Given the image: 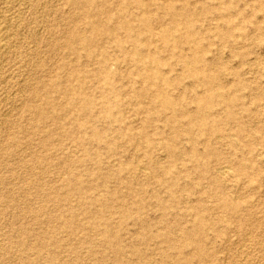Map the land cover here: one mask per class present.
Here are the masks:
<instances>
[{
	"label": "rangeland",
	"instance_id": "1",
	"mask_svg": "<svg viewBox=\"0 0 264 264\" xmlns=\"http://www.w3.org/2000/svg\"><path fill=\"white\" fill-rule=\"evenodd\" d=\"M30 1L0 4V264H264V0Z\"/></svg>",
	"mask_w": 264,
	"mask_h": 264
},
{
	"label": "bare ground",
	"instance_id": "2",
	"mask_svg": "<svg viewBox=\"0 0 264 264\" xmlns=\"http://www.w3.org/2000/svg\"><path fill=\"white\" fill-rule=\"evenodd\" d=\"M2 0H0V4H2V2L5 4V6H10L11 7V5H13L14 6V8H15V6H16V4L17 5H19V4H22V2H26L27 0H3L2 2H1ZM31 1L29 0V3H30ZM27 3V2H26ZM28 3V4H29ZM24 4V3H23ZM22 4V5H23ZM74 4L76 5V6H78V7H80V6H82V7H84V6H87L88 4H91V0H84L83 2H79L78 0H74ZM43 5V4H42ZM1 6V5H0ZM4 6V5H3ZM20 6V5H19ZM26 6V5H25ZM24 5H23V7H25ZM30 6V5H29ZM7 8H9V7H6V9ZM12 8V7H11ZM10 8V9H11ZM19 8V7H18ZM3 9H5V8H1L0 7V56H3V54L4 53H6V55H7V52H5L6 51V47H7V43H5L6 41H5V39L7 38V39H9V35L12 33V31H11V33L9 34L8 33V30L10 29V28H8V24H9V22H8V24H7V20H8V18H10V17H7L8 15H6V11H4ZM10 9H8V10H10ZM17 9V7L15 8V10ZM20 9H22L21 8V6H20ZM18 10V9H17ZM19 11V10H18ZM17 11V13H19ZM7 12H9V11H7ZM10 12H14L13 10L12 11H10ZM9 12V13H10ZM23 12V11H22ZM9 13H7V14H9ZM33 13V12H32ZM13 14V13H12ZM20 14H21V12H20ZM30 14V13H29ZM14 15V14H13ZM9 16H12V15H9ZM18 16V15H17ZM22 16V15H21ZM16 17V16H15ZM19 19V18H18ZM10 20V19H9ZM17 20V19H16ZM15 20V21H16ZM19 22V21H18ZM19 24V23H18ZM21 24V23H20ZM28 24V23H27ZM12 24H10V26H11ZM9 26V27H10ZM13 26V25H12ZM14 28V27H13ZM12 28V29H13ZM14 29H16V28H14ZM92 29L93 30H95V31H97L98 29H99V24H96V23H94L93 25H92ZM14 33V32H13ZM19 34H21V32L19 33ZM18 34V35H19ZM75 35V33H73V36ZM10 37H12L11 35H10ZM17 39V38H16ZM10 40V39H9ZM10 42H11V40H10ZM86 45L87 46H90L91 44H89L88 42L86 43ZM13 46V45H12ZM9 49V48H8ZM5 55V56H6ZM4 56V57H5ZM2 58V57H1ZM1 60V59H0ZM3 60V59H2ZM1 60V61H2ZM4 60H5V58H4ZM1 61H0V64H1ZM28 61V60H27ZM3 64V63H2ZM1 67H2V65H0ZM0 67V68H1ZM1 70V69H0ZM1 77V76H0ZM210 80H212V77H209V79L207 80V81H205V84H206V93L201 97V101H202V103H203V105L204 106H209V101H207V98H208V96H209V93H211V90H212V85H211V82H210ZM41 86H43V85H41ZM27 87V86H26ZM78 88L80 89V86H78ZM53 90H58V91H61L62 89H61V87H57V86H54L53 87ZM49 91H52L51 89L50 90H48V92ZM35 92V91H34ZM159 95H161L162 94V92H160V93H158ZM207 95V96H206ZM45 100H46V103H48L49 101V98L46 96V98H45ZM223 102H224V104L226 105V114L228 115V116H233V109H232V107H233V104H234V102H235V98L234 97H230V98H228V99H226V100H223ZM88 104H89V100H83L82 102H81V106H82V108L84 109H87L88 108ZM172 105L173 104H168L167 102H166V104L165 105H160L162 108H172ZM32 110H34V111H36V113H37V118H39V120H43V119H45L46 118V116H47V114L44 112V111H41L40 109H38L37 107H33L32 108ZM205 110V109H204ZM67 114V113H66ZM178 117H180V115L178 114V113H174V115H173V118H178ZM187 117H189L190 119H197L198 121H199V124H202L203 122H204V120H205V117H204V112H203V109L201 108V109H199L196 113H194V114H192V115H188ZM75 120V119H74ZM45 121V120H44ZM5 122V121H4ZM220 120H217V121H214L213 122V124H212V126H211V131H218V129H219V125H220ZM243 130L241 129V131L239 130V134H241V132H242ZM178 132H179V130L178 129H174V131L172 132V133H174L173 135H172V137H170V139L169 140H167L163 145H162V148L163 149H166L171 155H176L175 153V148H174V138L176 137V135L178 134ZM94 136L97 138L98 136H99V134H97V133H95L94 134ZM144 137L147 139V138H149L148 137V135L147 134H144ZM207 154L209 155V156H212L213 158H215V159H217V160H222L223 159V156L219 153V152H217V150H215V149H213V148H209L208 150H207ZM176 157V156H175ZM151 164H152V166L153 167H155L156 166V163H154V162H151ZM236 169H237V171H240V172H243L244 170H245V166H244V164H238L237 166H236ZM139 170H141L140 168H139ZM206 170H208V169H205L204 171H203V174H205L206 173ZM230 171H229V168H225V167H220L217 171H216V173H215V176L213 177V184H214V186L217 188V189H220L221 188V184H220V182H219V179H223L225 176H227V174L229 173ZM183 180H185V179H183ZM24 190V189H23ZM27 193V192H26ZM222 193V192H221ZM220 193V197H221V201H222V207H223V209L228 213V214H230V215H232V213H234L235 211H237V208H238V204H237V202L236 201H233L232 199H230L229 197H227V196H224L223 194H221ZM52 195H56L55 193H53ZM2 196V195H1ZM9 197V196H8ZM56 198L58 197V198H60V200H62L63 202H65V201H67V198L65 197H61V196H55ZM3 200V199H2ZM159 203L160 204H162V206H164V202L163 201H161V200H159ZM1 207V206H0ZM31 210V209H30ZM179 211V210H178ZM36 215V214H35ZM63 224L65 225V227L66 228H72V229H74L75 227H76V220H75V216L74 215H72L71 217H69V218H67V219H65L64 220V222H63ZM205 225H206V222H205V220L203 219V218H201V217H198L197 218V229H196V231L195 232H193V233H190V232H184L183 234H182V238H183V240H184V243L185 244H188L189 246H192L193 247V250H194V257L195 258H197V260L200 262V259L199 258H201V256L202 255H204L205 254V247H204V240H203V238H202V231L203 230H205ZM28 229V228H27ZM27 229H25V230H23L24 232H23V238L19 241V245H23V243H24V241H25V237H26V235L29 233V230H27ZM51 241V240H50ZM104 242L106 243V244H111V245H113V248L115 249L116 248V250H117V252L119 253L120 252V247L118 246V243H116L115 241H112V238L109 236V234H106L105 236H104ZM9 252V251H8ZM51 260H55V257L54 256H52L51 257ZM188 260H185L184 261V264H188ZM120 264V263H119Z\"/></svg>",
	"mask_w": 264,
	"mask_h": 264
}]
</instances>
